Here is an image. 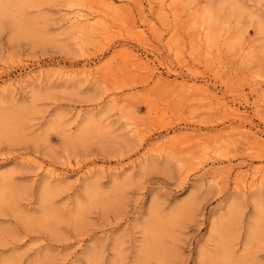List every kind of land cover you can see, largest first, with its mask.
<instances>
[{"label": "rangeland", "instance_id": "374dc122", "mask_svg": "<svg viewBox=\"0 0 264 264\" xmlns=\"http://www.w3.org/2000/svg\"><path fill=\"white\" fill-rule=\"evenodd\" d=\"M0 264H264V0H0Z\"/></svg>", "mask_w": 264, "mask_h": 264}]
</instances>
